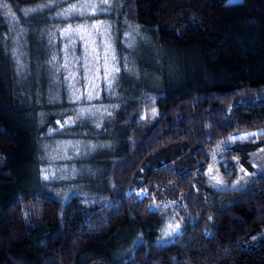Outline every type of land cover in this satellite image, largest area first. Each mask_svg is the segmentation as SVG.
<instances>
[{"label":"trees","instance_id":"16d2710c","mask_svg":"<svg viewBox=\"0 0 264 264\" xmlns=\"http://www.w3.org/2000/svg\"><path fill=\"white\" fill-rule=\"evenodd\" d=\"M111 11L113 147L67 197L43 180L40 148L66 103L49 101L46 67L24 74L1 39L0 264H264V169L252 163L264 153V0H114ZM242 133L256 134L233 139ZM225 140L223 179L237 176L232 158L255 172L236 189L206 177Z\"/></svg>","mask_w":264,"mask_h":264},{"label":"rangeland","instance_id":"374dc122","mask_svg":"<svg viewBox=\"0 0 264 264\" xmlns=\"http://www.w3.org/2000/svg\"><path fill=\"white\" fill-rule=\"evenodd\" d=\"M3 4L7 7L0 6V42L5 37L8 46L11 43L10 48L19 66L23 65L24 74L31 64L46 67L49 101L56 103L63 99L66 103L47 130L49 138L40 143L41 176L49 183L50 190L61 196L80 193L88 187L86 177L95 174L89 161L91 156L106 153L113 147L105 127L114 119L115 110L105 100L113 98L118 86V56L111 17L114 0L107 3L103 0H41L32 4L0 0V5ZM73 5L76 10L70 11ZM25 9L34 11L26 15ZM2 21L8 27V34ZM130 32L125 38L131 41ZM124 45L129 48L131 42L124 40ZM46 117L47 114L41 118ZM76 126L77 131L70 130ZM248 136L252 135L242 133L233 139ZM226 143L227 140L212 150L206 177L217 189H236L255 172H245L239 160L232 158L237 176L232 183L226 182L218 167L225 158L223 146ZM252 163L258 170L264 169L262 149L253 155ZM180 228L177 216L171 218L163 228L161 239H174L173 234Z\"/></svg>","mask_w":264,"mask_h":264},{"label":"snow or ice","instance_id":"6c2138e0","mask_svg":"<svg viewBox=\"0 0 264 264\" xmlns=\"http://www.w3.org/2000/svg\"><path fill=\"white\" fill-rule=\"evenodd\" d=\"M103 2H104V3H107L108 0H103ZM0 6L7 7L6 4L0 5ZM75 10H76V6L73 5L72 8L70 9V11H75ZM31 11H34V9H25V10H24V12H25L26 15H27L29 12H31ZM262 131H264V130H262ZM249 135H253V136H254L255 134H249ZM178 227H179V226H177V228H178Z\"/></svg>","mask_w":264,"mask_h":264}]
</instances>
